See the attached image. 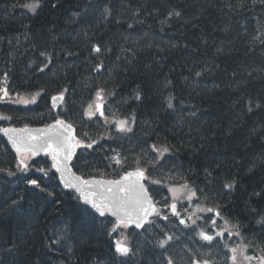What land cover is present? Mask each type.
Segmentation results:
<instances>
[{
    "label": "trees",
    "instance_id": "16d2710c",
    "mask_svg": "<svg viewBox=\"0 0 264 264\" xmlns=\"http://www.w3.org/2000/svg\"><path fill=\"white\" fill-rule=\"evenodd\" d=\"M23 1L33 2L0 0V78L11 94L35 101L27 108L0 103L4 125L46 126L60 116L82 141L93 142L90 149L81 146L73 162L80 175L116 179L131 169L145 170L147 188L162 190L153 196L161 216L127 231L134 247L128 264L156 259L155 244L160 248L167 236L173 240L162 251L180 258L179 264H231L226 234L211 243L197 234L220 232L225 221L251 255L264 257V5L91 0L101 7L86 24L73 17L82 12L76 9L83 0H58L57 8L41 0L35 14L15 6ZM105 7L111 15H103ZM110 16L118 22L116 31L106 21ZM33 60L43 71L28 65ZM61 92L65 100L57 112L50 99ZM98 92L105 114L129 120L131 132H112L103 140L105 124L84 115ZM153 145L169 149L155 167L149 163L158 154ZM49 162L44 157L33 164L40 174L22 171L0 137V264H120L111 235L116 223L98 218L74 193H62ZM233 181L232 189L224 187ZM184 184L195 191L198 208L217 209L220 217L207 211L195 224H180L163 206L168 188ZM62 254L68 263L59 259Z\"/></svg>",
    "mask_w": 264,
    "mask_h": 264
},
{
    "label": "snow or ice",
    "instance_id": "6c2138e0",
    "mask_svg": "<svg viewBox=\"0 0 264 264\" xmlns=\"http://www.w3.org/2000/svg\"><path fill=\"white\" fill-rule=\"evenodd\" d=\"M256 0H253L255 3ZM261 5H264V0H259ZM23 7L27 8L33 14L36 13V10L41 7V0H33L32 3L24 4ZM52 8L59 7L58 0H52L51 3ZM176 16H180L179 12L174 13ZM103 15L109 16L111 15V11L109 8L105 7L103 9ZM74 19H78L80 17V13H73ZM93 50L97 53L101 52V48L99 46H94ZM43 55V53H41ZM99 70V68L97 69ZM43 71V69H41ZM202 74L201 71H197L195 73L196 76H200ZM170 83V82H169ZM66 91V89H65ZM39 95V94H37ZM8 91L7 89L3 90V97L0 98H7ZM33 98V102H34ZM53 101H63L64 95L61 92L59 95L52 97ZM103 97L100 92L97 93V100H102ZM136 99H140V94L137 92ZM169 101H171V97H169ZM29 101H24V103H28ZM54 107L56 104L54 103ZM259 106V105H257ZM168 107L171 108L172 104L169 102ZM251 111V109H249ZM96 111L99 112L100 116H104L103 112V104L96 105ZM89 117L96 115V112L92 110V106H89L88 111ZM7 119V117H3ZM106 119V118H105ZM134 123V120L132 121ZM116 130L120 133H128L132 131L131 123L129 120H118L115 121ZM5 135L8 136V139L11 141L12 146L15 148L17 153L23 154L26 151H30L33 156L38 155L41 151H44L46 155L51 156L53 160L52 167L56 169L57 172H60L61 178L65 179V187H74L77 191L81 192L82 195H85L84 188L81 185L87 186L88 188L93 187H100L104 188L108 195H105L104 192L99 193L100 202L98 203L96 200H89L85 195V202L90 203L91 207L96 209L100 216H104L106 211L109 212L112 216L116 217V224L113 227L112 231H116L117 227H129L135 226L137 229L144 228L146 223H149V217L152 215H156L157 217L161 216V213L156 208L155 204L153 203L151 197L147 193V189L145 188L142 181L147 179L145 176V170L143 168L138 167L133 172H128L124 175L121 179L114 180L108 182L106 185L103 182H95L92 184L88 181H80L79 183H72L71 181L67 180L64 177V173L68 171V161L71 160L74 150L80 146H86L88 148L92 147V144L82 145L81 141L77 140L75 136L72 135L74 131L71 124H66L63 120H57L55 125H52L50 130L45 131L43 136L37 137L32 135L28 132L27 129L17 130L12 128H6L3 130ZM41 140L40 143L33 144L29 141L32 140ZM152 150L157 152V156L152 160L149 161L155 167L156 163L159 160L163 159L164 154L169 152L168 148H163L162 150H158L155 145L152 146ZM117 164L121 163V160L118 156L113 158ZM22 171H27L29 168V164L26 162L25 159L21 158L17 165ZM163 167V165H161ZM2 170V169H0ZM207 171V169H205ZM9 175H13L11 171L8 172ZM211 175V173H208ZM79 181V178H76ZM29 183L37 188L40 187L37 180L30 179ZM152 183L159 184L161 181L153 180ZM235 182L228 183L224 185L227 189H232L234 187ZM184 189H188V185L184 184L181 186ZM43 190V189H41ZM172 192V203L167 205L172 215L179 219V223L188 227L189 225L186 224L185 219L180 218V213L177 211L176 199L177 197V189L171 188L169 189ZM189 194L187 195V199L190 201L195 195V191L192 189H188ZM199 211H204V209H198ZM208 212H213L215 216L220 217V212L217 209L209 208L207 209ZM162 219L167 220L168 217L165 215ZM188 219H192L188 217ZM264 220V218H262ZM196 221L192 220V224H195ZM216 221L212 220V224L215 225ZM228 221H225L227 224ZM234 227H238V225H234ZM195 231V229H194ZM201 240L207 241L211 243L217 237H223L224 232H215L214 234H209L205 231H199L197 233ZM238 234V233H237ZM173 240V236H167L166 239L161 240L159 242V246L164 248L170 241ZM115 254L119 255L120 257H129L130 254H133L132 248L125 243L123 240H118L115 242L114 245ZM230 251L232 252V261L233 264H236L237 260V248H231ZM246 259H253L252 257H245ZM261 260L264 261V257H261ZM120 264H128L127 260H121ZM168 264H173L171 258L168 260ZM204 264H208L205 260Z\"/></svg>",
    "mask_w": 264,
    "mask_h": 264
},
{
    "label": "rangeland",
    "instance_id": "374dc122",
    "mask_svg": "<svg viewBox=\"0 0 264 264\" xmlns=\"http://www.w3.org/2000/svg\"><path fill=\"white\" fill-rule=\"evenodd\" d=\"M22 9H23V11H25L27 13H31V11H29L25 7H23ZM4 89H7V87L5 85V80H4V78H0V97H3V90ZM7 91H8V89H7ZM33 98H35V97H32L29 94H26V95H13V94H10L9 91H8V97L7 98H0V103L6 102V103L17 105L19 107H23V106H27L28 107V106H30L33 103ZM24 101H29V102L28 103H24ZM34 101H35V99H34ZM100 103L103 104V101L102 100H97V95H96L95 99L91 103L92 110L94 112H96V115H94V117H97V118L99 117L100 119L103 120V122L107 126H109V127H111V128L116 130L115 121H118V120L109 118L111 116L105 117V114H104V116H100L99 112L96 111V105L100 104ZM87 110H89V107L87 108ZM103 112H104V107H103ZM2 118L3 117L0 115V119H2ZM121 120H124V119H121ZM95 121H97V120H95ZM21 158L25 159L26 162L30 161V159H31V157L28 156V155H22L21 157H19V159H21ZM134 170L135 169H131L129 171H126L125 173L133 172ZM37 173H40V171H38ZM29 174H36V173L35 172H30ZM171 188H176L178 190L177 191V197L178 198L175 201L176 205H177V210H179L178 212L180 213V217L186 220L187 216H186V214L184 212H186L188 209L190 210L191 208H189V207H197V205H198L197 197L195 195L190 201L186 198L187 195L189 194V192H188V189H190L189 187H188V189H184L181 186L169 187V189H171ZM169 189H168V194H169V204H170V203L173 202L172 201V195L173 194H172V192L169 191ZM185 204L187 206H185ZM181 206H182V209H181ZM185 207H187V210H185ZM192 209L194 210L193 215H201L202 216V214L207 212V211L206 212L199 211L198 209H201V208H198V207L197 208H192ZM97 216H100V215H97ZM98 218H101V219H104V220L109 219V220L116 221L114 216H110V215H107V214H105L104 216H100ZM188 220H190V219H188ZM223 227H225V229L222 230V231L224 232V234L227 235V237L229 239L228 240V244L231 246L230 249L231 248H237L236 264H264V261L261 260L262 256L255 257V256L251 255V253L247 250L246 246L244 245L241 237L237 234V232L235 231V229L233 227H229L226 224ZM126 228L125 227H117L116 231H112L111 235L115 236L114 245H115V242L118 241V240H123L129 246L131 245V242L129 240V237H131V236L126 234V230H125ZM206 231L208 233H210V234L215 233V232H212L211 230H206ZM231 257H232V252L229 251L228 259L230 260L231 264H233V261H232ZM245 257H252L253 259L249 260V259H246Z\"/></svg>",
    "mask_w": 264,
    "mask_h": 264
},
{
    "label": "bare ground",
    "instance_id": "6f19581e",
    "mask_svg": "<svg viewBox=\"0 0 264 264\" xmlns=\"http://www.w3.org/2000/svg\"><path fill=\"white\" fill-rule=\"evenodd\" d=\"M84 2L82 3V5L83 6H80L78 9H76V10H80V11H82V12H80V17H79V21L81 22V23H89V22H91V20L93 21L94 19H93V17H95V14L99 11V9H100V7H101V5L97 2V3H94V1L92 2L91 0H89V1H87L86 2V0H83ZM23 3H24V1L22 2V3H17L15 6H17V8H22L23 7ZM75 13V12H74ZM109 20H111L112 22H109ZM109 24H110V28H111V30H113V31H116L117 30V27H118V22H117V20L112 16H110L109 18H108V20H106ZM92 25H94L95 24V22H92L91 23ZM70 37H73V35L72 34H70L69 35ZM70 41H72V39H70ZM104 46L107 48V49H109L110 50V48H111V46H110V44H104ZM58 47H54V50L55 49H57ZM27 62V61H26ZM28 65H31L32 66V68H33V70H36V67H37V64H36V62L33 60L31 63L30 62H28ZM52 65V64H51ZM29 67V66H28ZM37 68H39V71L43 68V64L41 63V65L40 66H38ZM46 73V72H45ZM1 115V114H0ZM83 119H84V116H83V114H82V121H83ZM85 124V123H84ZM10 151H11V153H13V155L16 157V154L15 153H17L14 149H10ZM74 156H75V153H74ZM149 171H150V169L149 168H147ZM150 172H152V171H150ZM154 173V172H153ZM56 179H57V182H58V185H59V190L63 193L64 192V190H62V187H61V185H60V180H59V176H56ZM152 179H154L155 180V178H152ZM147 182H148V179H147ZM146 188H147V186H146ZM156 189V190H155ZM158 191L160 192V194L162 195V190L160 189V188H158L156 185H152L151 186V188H149L148 189V195L151 197V199H152V201L154 202V203H156V201H155V199H154V197L153 196H155L157 193H158ZM75 195H76V198H77V200L84 206V207H86L87 209H89L92 213H93V211L91 210V208L88 206V205H86L84 202H83V196L79 193V192H73ZM85 193V192H84ZM152 193V194H151ZM159 194V193H158ZM160 195V196H161ZM88 197V196H87ZM75 203H76V200L75 199H73V198H71ZM73 204L72 205V207L74 206L75 208H76V210L77 211H82V209L77 205V204ZM193 212H194V210L191 208L187 213H186V220H188V217H191L192 218V220H195V217H197V218H200V215H193ZM204 212H206V211H204ZM207 213V212H206ZM206 213H204V214H202V215H206ZM196 214V213H195ZM113 219V218H112ZM114 221V220H113ZM189 221V220H188ZM191 223V222H190ZM148 224V223H147ZM147 224H145V226L147 225ZM144 226V227H145ZM141 229H143V228H141ZM141 229H137V228H135V227H132L131 228V231L132 230H141ZM112 233V232H111ZM131 235V234H130ZM115 236H113V238H114ZM133 241L135 242V245H136V248L138 249L139 247H140V244H138L139 242H138V240L135 238V239H133ZM157 242H159V239H157ZM155 247H156V250H158L157 251V258L158 257H161L160 255L162 254L163 255V258L164 259H162V260H157V258L155 259H153V261L152 260H149V261H146L144 264H153V263H158V264H167V260H168V258H169V256H168V254L169 253H167V254H165V251H162L163 250V248H158V245L157 244H155ZM132 250H134V247L132 248ZM152 252H155L154 250L152 251ZM171 256V255H170ZM116 257L117 258H119V259H121V260H127V261H130V258H131V254H130V256L129 257H120L119 255H116ZM145 258V257H144ZM59 259L63 262V261H66V259L68 260V257L67 256H64L63 254L62 255H60L59 256ZM171 259H172V261H173V264H179L180 263V258H174V257H171ZM157 260V261H156ZM69 261V260H68ZM67 262V261H66ZM139 263L138 264H141L142 263V258L138 261ZM68 263V262H67Z\"/></svg>",
    "mask_w": 264,
    "mask_h": 264
},
{
    "label": "water",
    "instance_id": "95a60500",
    "mask_svg": "<svg viewBox=\"0 0 264 264\" xmlns=\"http://www.w3.org/2000/svg\"><path fill=\"white\" fill-rule=\"evenodd\" d=\"M55 104H57V101L56 102H54ZM28 130V132H30L32 135H35V136H37V137H41V136H43V134L45 133V131H47V130H50V129H27ZM1 133H2V135L7 139V141L9 142V144L11 145V147L15 150V148L12 146V144H11V141L8 139V136L7 135H5V133H4V131H1ZM72 135L74 136V132H72ZM30 143H33V144H37V143H40L41 142V140H39V139H37V140H32V141H29ZM41 152H44V151H41ZM76 152V149L74 150V153ZM45 153V152H44ZM74 153H73V155H72V158L74 157ZM72 158H71V160H72ZM71 160H69L68 161V171L67 172H65L63 175H64V177L67 179V180H69V181H71V182H74V183H79L80 181H82L80 178H79V181H77L76 180V178L77 177H75L74 176V174L72 173V171L70 170V168H69V163L71 162ZM54 171L58 174V176H59V180H60V183H61V185H63V187H65V179H62L61 178V173L60 172H57L56 171V169L54 168ZM88 182H90V183H92V184H95V183H93V182H95V181H88ZM143 182V181H142ZM107 184V183H106ZM105 184V185H106ZM83 188H84V192H85V195L86 196H88L87 198L89 199V200H96L98 203L100 202V196H99V193H101V192H104V194L105 195H108V193L107 192H105L104 190H102L100 187H93V188H88L87 186H84V185H81ZM70 188V187H69ZM74 189H76V188H74ZM79 192V191H78ZM80 194H81V192H79ZM148 193V192H147ZM82 195V194H81ZM85 195H82L83 196V202L86 204V205H88L96 214H98L99 215V213L96 211V209H94V208H92L91 207V204L90 203H86L85 202ZM105 214H107V215H110V216H112L109 212H107L106 211V213ZM153 216V215H152ZM152 216H150V217H152ZM150 217H149V219H150ZM115 219H116V217H115ZM133 227H135L134 225H133Z\"/></svg>",
    "mask_w": 264,
    "mask_h": 264
}]
</instances>
